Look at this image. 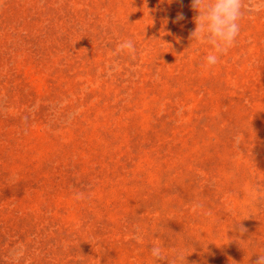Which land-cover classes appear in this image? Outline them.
I'll return each mask as SVG.
<instances>
[{
  "label": "rangeland",
  "instance_id": "obj_1",
  "mask_svg": "<svg viewBox=\"0 0 264 264\" xmlns=\"http://www.w3.org/2000/svg\"><path fill=\"white\" fill-rule=\"evenodd\" d=\"M196 15L191 0H0V264L17 244L29 264H154L156 242L187 264L264 252V10L212 67Z\"/></svg>",
  "mask_w": 264,
  "mask_h": 264
},
{
  "label": "clouds",
  "instance_id": "obj_2",
  "mask_svg": "<svg viewBox=\"0 0 264 264\" xmlns=\"http://www.w3.org/2000/svg\"><path fill=\"white\" fill-rule=\"evenodd\" d=\"M191 7L197 12L194 17L195 29L191 32L192 41H198L211 45L212 51L205 56V67L215 66L219 62V57L226 54L231 49L240 34V20L244 12H259L264 10V0H191ZM184 19L183 13L177 15L176 20ZM117 52L127 51L129 54L135 53V45L132 40H125L117 45ZM195 211V208L193 209ZM242 221V220H241ZM240 222V221H239ZM235 223L239 233L247 231L240 223ZM134 236L137 242H141L143 236L139 234ZM246 241V240H240ZM26 249L23 244H17L10 252V264H29L25 259ZM256 259L254 264H264V252L254 253ZM186 248L172 249L168 252L159 242L153 243L150 248V256L154 264L160 261H166L167 264H187ZM231 264H235L232 261Z\"/></svg>",
  "mask_w": 264,
  "mask_h": 264
},
{
  "label": "trees",
  "instance_id": "obj_3",
  "mask_svg": "<svg viewBox=\"0 0 264 264\" xmlns=\"http://www.w3.org/2000/svg\"><path fill=\"white\" fill-rule=\"evenodd\" d=\"M12 118H14L12 121L14 122V121H17V119H21V117H12ZM10 122V121H9ZM11 123V122H10ZM1 124V123H0ZM254 124V122L253 123H251L250 124V130L252 131V133H254V136H255V133L257 132V127L255 126V125H253ZM109 136H110V133H109V135L107 136L108 138H109ZM231 142V141H230ZM2 145H0V147H1ZM171 153H173V152H171ZM184 153V165H183V167H181V168H177L176 167V169L179 171V178L180 177H182V179H183V183H184V185L186 186V187H190V186H193V184H191L192 182H193V179L190 177V175H191V171H190V169H189V167L190 166H192L193 165V162H194V158L193 157H191V156H187V154L185 153V151L183 152ZM170 157V156H169ZM173 157V156H172ZM227 158V157H226ZM176 164V160L175 161H173V159H168L165 163H164V165L165 166H169L170 168H172L174 165ZM162 175V174H161ZM160 175V176H161ZM178 177V176H177ZM165 178H167L168 179V176L166 175L165 176ZM166 184V185H165ZM161 185H164V187L165 186H167V187H169V186H171V183H167V182H162V183H160L159 184V186H161ZM180 198H182L181 196H180Z\"/></svg>",
  "mask_w": 264,
  "mask_h": 264
}]
</instances>
